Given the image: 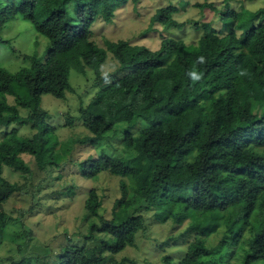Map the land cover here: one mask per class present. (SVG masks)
Returning <instances> with one entry per match:
<instances>
[{
    "label": "trees",
    "instance_id": "trees-1",
    "mask_svg": "<svg viewBox=\"0 0 264 264\" xmlns=\"http://www.w3.org/2000/svg\"><path fill=\"white\" fill-rule=\"evenodd\" d=\"M71 1L20 0L13 6L0 0L1 28L21 16L50 41L45 57L25 55L30 65L16 72L0 66V126L31 124L38 130L27 138L12 127L0 138V247L11 218L4 204L24 191L4 176L5 167L33 174L21 157L29 153L39 170H48L59 139L50 136L55 128L47 121L42 97L75 92L70 82L75 68L82 74L92 69L101 84L91 101L81 104V119L92 135L80 140L98 144L117 124L129 122L124 142L136 155L129 160L104 152L79 163L88 178L103 171L123 176L121 196L113 216L106 218L98 190L89 191L85 217L93 220L84 238L101 242L66 246L55 264H125L130 259L115 254L136 244L147 229L142 210L151 209L158 222L189 220L188 228L201 234L217 216L223 220L212 230L225 229L218 246L232 238L233 256L247 240L242 264L264 261V6L239 11L230 8L232 0H223V28L197 23L203 33L196 43L164 36L161 48L153 50L129 39H105L104 46L91 41L93 23L98 18L111 22L129 0H75L77 22L67 15ZM178 10L175 5L159 8L149 29L156 23L184 27L174 18ZM242 18H248L244 24ZM109 52L121 76L103 77ZM21 108L29 114L22 116ZM140 122L145 124L135 135L131 129ZM101 234L109 237L98 238ZM213 250L206 247L197 261Z\"/></svg>",
    "mask_w": 264,
    "mask_h": 264
},
{
    "label": "rangeland",
    "instance_id": "rangeland-1",
    "mask_svg": "<svg viewBox=\"0 0 264 264\" xmlns=\"http://www.w3.org/2000/svg\"><path fill=\"white\" fill-rule=\"evenodd\" d=\"M19 2L9 0L13 6ZM169 5L178 7L174 18L186 25L182 28H166L156 23L149 29L157 10ZM263 6L264 0L230 2V8L239 11H255ZM225 8L223 0H129L118 8L111 22L98 18L93 23L91 41L104 46L105 39H129L134 44L158 50L166 36L193 44L203 33L197 23L201 25L211 21L216 27L223 28L219 12ZM67 15L72 21H78L75 0L69 3ZM242 19L244 24L248 18ZM0 37L8 41L0 43V66L12 72L30 65L31 61L25 55L45 57L50 43L48 37L36 30L32 21L21 16L9 21L3 28L0 27ZM118 69L117 59L109 52L102 67L103 77L111 74L121 76ZM70 82L76 91H68L66 97L58 98L52 94H44L42 97V106L49 111L47 121L55 128L50 136L52 140L59 139V146L48 170H39L35 165V157L29 153H23L21 157L33 168V174L5 167L4 176L22 185L24 191L15 192L4 204L11 218L7 220L4 243L0 247V264H38L40 261L55 264V256L66 246L100 244L101 239L86 241L84 238L93 220L85 217L88 193L92 188L98 190L103 200L101 212L106 218L113 216L115 200L121 196L120 181L123 176L103 171L97 177L88 178L81 173L79 163L88 158H96L104 152L132 160L136 151L124 142L129 122L117 124L98 144L82 142L80 139L92 135V132L81 119L80 107L91 101L101 84L92 69L82 74L72 68ZM9 99L14 102L13 96ZM21 114L27 116L29 109L21 108ZM144 124L140 122L131 130L136 135ZM12 127H17L19 134L27 138H33L38 131L31 124L14 123L9 128L0 126V138ZM60 146L63 148L60 149ZM142 213L146 218L147 229L138 234L134 246H127L115 254L117 259L128 257L130 260L125 264H242L245 258L247 240L239 244L233 256L229 245L232 238L218 246L225 229L222 225L217 231L212 230L223 220L217 216L213 215L210 219L206 234H201L188 228L189 220L182 224L173 220L160 223L155 218L154 209L142 210ZM108 237L106 234L98 236ZM206 247H214V250L203 254L197 261L198 255L204 253ZM251 264H264V261Z\"/></svg>",
    "mask_w": 264,
    "mask_h": 264
}]
</instances>
